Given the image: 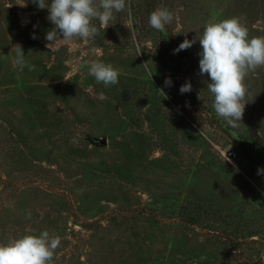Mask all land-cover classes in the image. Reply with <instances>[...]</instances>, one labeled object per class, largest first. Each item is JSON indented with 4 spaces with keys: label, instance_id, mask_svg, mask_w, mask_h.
<instances>
[{
    "label": "rangeland",
    "instance_id": "374dc122",
    "mask_svg": "<svg viewBox=\"0 0 264 264\" xmlns=\"http://www.w3.org/2000/svg\"><path fill=\"white\" fill-rule=\"evenodd\" d=\"M157 8L174 14L163 32L148 22ZM48 15L0 0V242L47 230L61 238L54 264H264V151L251 131L254 117L264 140V67L249 72L233 128L199 74L198 40L236 16L264 36V0H127L100 35H58L51 49ZM185 38L196 43L175 53ZM16 44L33 70L13 67ZM92 61L119 82L97 83Z\"/></svg>",
    "mask_w": 264,
    "mask_h": 264
},
{
    "label": "clouds",
    "instance_id": "9594fccd",
    "mask_svg": "<svg viewBox=\"0 0 264 264\" xmlns=\"http://www.w3.org/2000/svg\"><path fill=\"white\" fill-rule=\"evenodd\" d=\"M32 3L39 9L47 8L49 11L47 19L54 25L45 37L49 49L56 45L58 35L65 42H71L74 38L89 40L100 35L101 30L107 29L115 20V13L124 11L127 6V0H32ZM173 19L174 14L167 8H157L150 14L148 22L152 28L163 32ZM198 40L202 48L199 53V74L210 78L211 82L205 83L214 97L213 109L229 126L239 127L248 104L246 78L249 72L264 67V36L250 37L247 25L241 17L236 16L219 22L210 21ZM194 43L195 39L185 38L174 52L186 50ZM137 50L140 51L139 47ZM12 51L15 52L12 61L14 68L20 72L25 67L33 70L27 64L21 45H14ZM89 74L97 83L107 87L119 82L121 72L112 64L92 61ZM171 83L170 78L165 80V86H171ZM158 90L167 98L163 89ZM190 91V81L180 88L181 94ZM99 99H106L103 92L99 94ZM60 245L61 238L51 236L47 230L38 235L25 234L6 243L0 242V264H54Z\"/></svg>",
    "mask_w": 264,
    "mask_h": 264
},
{
    "label": "trees",
    "instance_id": "16d2710c",
    "mask_svg": "<svg viewBox=\"0 0 264 264\" xmlns=\"http://www.w3.org/2000/svg\"><path fill=\"white\" fill-rule=\"evenodd\" d=\"M251 131H252V136L255 139L257 145L259 146V148L261 150L264 151V140H262V138L260 137V135L258 133V130H257L256 125L254 123V117H253V120L251 123Z\"/></svg>",
    "mask_w": 264,
    "mask_h": 264
},
{
    "label": "water",
    "instance_id": "95a60500",
    "mask_svg": "<svg viewBox=\"0 0 264 264\" xmlns=\"http://www.w3.org/2000/svg\"><path fill=\"white\" fill-rule=\"evenodd\" d=\"M106 143H107L106 140L101 141V144H103V145H105Z\"/></svg>",
    "mask_w": 264,
    "mask_h": 264
}]
</instances>
